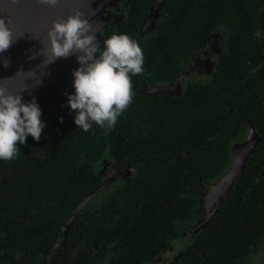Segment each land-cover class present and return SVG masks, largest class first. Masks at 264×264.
Segmentation results:
<instances>
[{"label": "flooded vegetation", "instance_id": "flooded-vegetation-1", "mask_svg": "<svg viewBox=\"0 0 264 264\" xmlns=\"http://www.w3.org/2000/svg\"><path fill=\"white\" fill-rule=\"evenodd\" d=\"M144 1H150V4L131 2V0H111L103 8L99 29L101 45V38L117 32L128 16L142 15L138 26L142 38L154 34L156 27L161 26L165 17L162 7L166 0L160 7H158L160 0ZM144 5L146 9L139 11L138 6ZM225 42L220 32H210L194 48L186 70L166 83L144 82L139 88L140 92L144 95L164 94L166 97L182 98L191 86L215 88L211 75L221 53L226 49ZM243 67L244 75L240 81L222 84L225 86L223 103L227 107L236 103L244 116L242 119L237 117L241 134L230 144L228 160L214 162L216 176L206 179L201 175L189 173V162H165L168 169L171 168L172 163L179 168L176 171L177 182L182 186L171 195L157 196L151 192L142 194V190L139 189L134 193L137 198L131 199L121 192L118 193L119 188L125 185L124 188L128 191H134L136 185L133 181L135 180V183L139 181V173L134 168L133 161H119L118 154L112 151V145L117 142L116 138L114 140L108 137L107 131L95 132L90 131L89 128L87 131L84 130V133H99L102 138L96 141L107 144L105 146L100 144L99 151L92 159L83 153L82 161L79 163L80 170L88 174L97 187L81 199L73 209H63L61 197L53 193L59 185V178H50L53 174L49 171L50 164L46 159L54 158L60 152L62 158L64 156L65 136L69 126L74 125L73 114L68 112V106L63 108L59 116L63 117L62 122L58 121V117L46 122L38 141L28 136L24 145L18 144L21 150H25L24 154H29L34 159L25 163L29 168L31 180L30 184L27 183L29 187L23 185V191L33 190L34 193L32 195L24 193V197L20 196L18 201H22L21 209L4 212L11 222L12 226L8 227L14 230V235L7 241L10 232L0 225V264H125L126 261L127 264H134L137 258L132 257L133 253H128L127 258L120 260L122 263L118 256L125 240H129L127 245L131 246L132 240L137 239L136 236L128 237L124 231L139 212L151 219L153 230L159 233V237L161 229H164L161 225L168 224L167 228L170 229L168 236L157 240L150 259L143 261L142 264H264V208H261L264 194L257 191L258 189L255 190L256 193L253 191L249 193L245 188L242 192L237 185V181L262 141L260 125L262 120L264 121V57L256 58L254 54L249 55ZM191 105L198 106L195 102L189 104ZM217 109L218 106L210 105L206 110L208 114L204 118L206 133L207 130L214 128V118L220 117V115L214 116ZM228 109L229 113H232L233 110ZM180 119L172 118L164 123L160 115L156 121L138 123L137 128L130 134L136 138L138 144H141L142 139L150 137L149 142L152 140V143L148 152H158L159 156L154 158L159 159L161 166V148H165V145L161 147V138L166 135L174 136V128ZM174 120L177 124H171ZM76 128L83 130L79 126ZM247 142L252 145L255 143L256 146L242 172L235 178L230 188L226 189L227 184L222 185L220 180L238 164L234 162L237 146L245 145ZM240 150H242L240 155L247 152L244 147ZM179 156L182 157V154L176 157ZM257 166L258 172L254 176V182L264 175L263 161H259ZM50 170L53 171L52 168ZM36 176L41 177L36 178ZM142 184L138 182L137 186ZM234 190L241 198L240 208L236 209L234 205L229 204L232 220L221 219V224H217L216 216L226 212L228 197ZM26 198H30L27 206H25ZM87 198L89 199L85 202ZM252 200L258 203V207ZM82 203L84 204L78 209ZM168 211L177 214H168ZM0 215H2L1 211ZM17 233L22 239L25 238L27 243L24 247L16 243ZM245 235H248V239ZM215 238L224 239L219 241L224 253L222 259L215 255L213 250ZM155 240L156 238H153L152 243ZM37 244L49 248L38 260L33 261L31 245ZM236 247L237 250H234Z\"/></svg>", "mask_w": 264, "mask_h": 264}, {"label": "trees", "instance_id": "trees-1", "mask_svg": "<svg viewBox=\"0 0 264 264\" xmlns=\"http://www.w3.org/2000/svg\"><path fill=\"white\" fill-rule=\"evenodd\" d=\"M131 2L150 4V1L144 0H131ZM243 5L247 6L242 7ZM162 8L165 17L161 26L156 27L154 34L148 38H142L139 33L138 26L142 15L128 16V19H125L117 29L118 33L125 32L138 42L144 57L142 65L144 71L131 76V102L118 116L115 125L107 131L108 137L117 140L112 145V151L118 154V160L133 161L134 168L139 173L138 182L143 183L137 186L138 182L135 183L134 180L133 183L136 185L134 191H128L124 188L126 185L119 188L118 193L121 192L131 199L137 198L134 193L139 189L142 190V194L151 192L160 196L162 194L171 195L176 189L181 188L182 185L177 182L178 173H176L179 168L173 163L170 169L166 168L165 162L168 161L189 162L188 172L201 175L204 179L216 176L213 163L228 160V148L241 134L237 117L240 119L244 117L236 103L228 107L223 103L225 86L222 84H233L241 80L247 56L254 54L256 58L264 57V0H166ZM145 9L146 5L138 6L139 11ZM257 29L262 34L259 37L255 35ZM210 32H220L226 41V49L221 53L211 75L215 88L210 89L201 85L191 86L182 98L166 97L164 94L144 95L140 92L139 88L144 82L166 83L177 77L181 71L186 70L194 48ZM192 102L198 106H189ZM210 105L218 106L214 116L220 115V117L214 118V128L207 130L206 133L204 118L208 115L206 110ZM228 108L233 110L232 113H229ZM160 115L164 123L172 118H181L178 124L175 120L171 121V124H177L174 128V136L166 135L161 138V147L165 145V148H161V166L159 159L154 158L159 156L158 152H148L152 143V140L149 142L150 137L142 139L141 144H138L136 138L130 134L137 128L138 123L156 121ZM222 122H224L223 125ZM202 124H204L203 127ZM90 131L105 130L92 122ZM260 133L262 134L261 144L237 181L238 188L242 192L245 188L249 190V193L260 191L264 194V175L254 182V176L258 172L257 163L259 161L264 163L263 120ZM101 138L99 133H84V130L80 131L75 125H70L65 136L66 151H64L63 158L60 152L54 158L46 159V162L50 164L48 166L53 170L49 168L53 174L50 178H59V185L53 193L61 197V203L64 204L63 209H73L81 199L97 187L93 179L80 170L79 163L82 161L83 153L92 159L99 151L100 144L107 145L97 142ZM20 151L15 159L0 160V211L4 216L0 215V225L10 232L7 241L13 237L14 230L8 227L12 225L4 212L21 209L22 201H18L20 196L24 197V193L28 195L34 193L33 190L23 191V185L29 187L27 183L30 184L31 180L29 168L25 163L34 159L29 154H24L25 150L20 149ZM181 154L182 157H176ZM261 155L263 156L258 159ZM256 189L258 190L255 191ZM26 199L25 206L29 204L30 198ZM252 201L258 207V203ZM229 204L234 205L236 209L240 208L241 198L235 190L228 197L226 212L216 216L217 224H221V219L232 220ZM261 208H264V199L261 200ZM167 213L177 214L173 211ZM167 226L168 224L161 225L164 229H161L159 237V233L153 230L151 219L139 212L124 231L128 237L136 236L137 239L132 240L131 246L127 245L129 240H125L119 252V261L127 258L128 253H133L132 257L137 258L134 264H142L143 261L149 260L157 240L170 234ZM203 234L206 233L203 232ZM245 236L248 239V235ZM16 238L18 246L26 245L24 237L22 239L17 233ZM153 238L156 240L152 243ZM222 240L224 239L215 238L213 240V250L220 259L224 255L222 244L219 242ZM37 245H31L33 261L38 260L49 248V246ZM234 250H237V247Z\"/></svg>", "mask_w": 264, "mask_h": 264}, {"label": "clouds", "instance_id": "clouds-1", "mask_svg": "<svg viewBox=\"0 0 264 264\" xmlns=\"http://www.w3.org/2000/svg\"><path fill=\"white\" fill-rule=\"evenodd\" d=\"M15 3V0H12ZM55 7L59 0H39ZM255 35L261 36L259 29ZM19 36L13 34L9 22L0 16V52L5 51ZM48 63L56 58L76 54L78 67L71 71L73 92L65 93L66 103L73 114V124L87 131L92 122L110 130L118 116L131 102V76L144 71V57L138 42L125 32H112L100 40L88 19L79 10L63 19L52 21L47 30ZM44 59V60H45ZM8 61L4 60L6 67ZM35 97L23 101L18 93L0 87V160L15 159L30 136L38 141L46 122ZM62 122L63 117H58Z\"/></svg>", "mask_w": 264, "mask_h": 264}, {"label": "water", "instance_id": "water-1", "mask_svg": "<svg viewBox=\"0 0 264 264\" xmlns=\"http://www.w3.org/2000/svg\"><path fill=\"white\" fill-rule=\"evenodd\" d=\"M110 1L59 0L55 7L50 8L40 4L39 0H15V3L12 0H0V16L9 22L14 37L19 36L8 49L0 52V87L13 94L19 92L23 101L35 97L41 108L43 121L49 122L59 117L63 108L67 106L65 93L73 92L71 71L78 67V64L76 54L56 58L47 64L48 60L43 54H38L44 47V54L46 57L48 55L47 30L51 27L52 21L66 18L74 10H79L84 14V18L89 20L92 30L97 33V39H100L98 31L100 12L102 6ZM163 1H159L158 7ZM4 60L9 62L6 67L3 64ZM241 146L246 148L247 152L234 158V162L238 164L220 180L222 185L227 184L226 189L230 188L235 178L242 172L256 144L247 142Z\"/></svg>", "mask_w": 264, "mask_h": 264}, {"label": "rangeland", "instance_id": "rangeland-1", "mask_svg": "<svg viewBox=\"0 0 264 264\" xmlns=\"http://www.w3.org/2000/svg\"><path fill=\"white\" fill-rule=\"evenodd\" d=\"M108 3H109V2H108ZM108 3H106L105 5L102 6V10H101V12H100V19H99L100 24H99L98 31H99V29H100L101 21H102V18H103V8L106 7ZM99 33H100V31H99ZM98 40H99V38H98ZM101 40H102V38H101ZM74 111H75V110H70V109L68 110V112H71V114H74Z\"/></svg>", "mask_w": 264, "mask_h": 264}, {"label": "bare ground", "instance_id": "bare-ground-1", "mask_svg": "<svg viewBox=\"0 0 264 264\" xmlns=\"http://www.w3.org/2000/svg\"><path fill=\"white\" fill-rule=\"evenodd\" d=\"M240 149H243L242 146H237V148L235 149V155H236V158H238L242 152V150Z\"/></svg>", "mask_w": 264, "mask_h": 264}]
</instances>
